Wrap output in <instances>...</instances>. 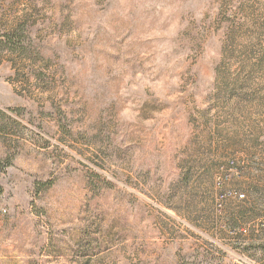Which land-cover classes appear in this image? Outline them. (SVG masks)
<instances>
[{
	"label": "rangeland",
	"instance_id": "rangeland-1",
	"mask_svg": "<svg viewBox=\"0 0 264 264\" xmlns=\"http://www.w3.org/2000/svg\"><path fill=\"white\" fill-rule=\"evenodd\" d=\"M0 38V264H264V0H0Z\"/></svg>",
	"mask_w": 264,
	"mask_h": 264
},
{
	"label": "trees",
	"instance_id": "trees-1",
	"mask_svg": "<svg viewBox=\"0 0 264 264\" xmlns=\"http://www.w3.org/2000/svg\"><path fill=\"white\" fill-rule=\"evenodd\" d=\"M5 38L8 39V43L11 42V35L6 36ZM4 41L1 40L0 38V45H4ZM14 112V111H13ZM12 117L8 116L7 114H5L1 109H0V137L8 134L11 130H13V124H11L12 121ZM11 151L9 153H7V155L0 159V173H4L5 171H7V169H9L10 167L13 166L14 161L18 155V143L17 140H12L11 141Z\"/></svg>",
	"mask_w": 264,
	"mask_h": 264
},
{
	"label": "built area",
	"instance_id": "built-area-1",
	"mask_svg": "<svg viewBox=\"0 0 264 264\" xmlns=\"http://www.w3.org/2000/svg\"><path fill=\"white\" fill-rule=\"evenodd\" d=\"M238 198H239L240 200H241V199H244V198H245V195H244V194H240V195H238ZM258 223H260L259 227L262 228V229H264V220H263V221H260V222H258Z\"/></svg>",
	"mask_w": 264,
	"mask_h": 264
}]
</instances>
